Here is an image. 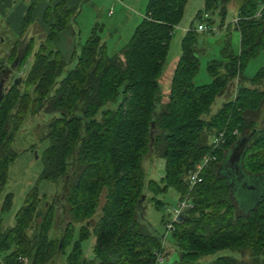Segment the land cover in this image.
Listing matches in <instances>:
<instances>
[{
	"label": "trees",
	"instance_id": "16d2710c",
	"mask_svg": "<svg viewBox=\"0 0 264 264\" xmlns=\"http://www.w3.org/2000/svg\"><path fill=\"white\" fill-rule=\"evenodd\" d=\"M186 1L147 0L140 21L112 57H106L104 45L91 34L80 46L73 67L65 70L58 52L42 54L41 45L20 84L5 89L0 100V190L16 158L10 150L14 133L27 114L42 112L49 122L37 181L63 180L53 206L63 204L55 240H49L52 205L38 211L41 199L31 189L14 214L12 227L2 230L0 221V264H19L18 258L28 264H53L67 248L64 264H154L153 254L163 252L162 237L142 219L143 204L149 195V202L159 208L155 198L167 190L175 192L178 200L187 196L192 206L180 224H173L170 250H175L177 259L170 264H264V199L239 212L233 194L236 188L240 194L264 191V121H260L264 67L247 81L241 74L264 50V0H234L237 51L224 42L223 61L206 65L211 79L206 86L192 83L198 36L192 28L184 32L162 104L157 80L171 30L179 24ZM230 1L203 0L195 15L216 11L222 20ZM68 5L69 0H55L45 11L44 17L51 16L45 43L68 28L73 14ZM15 47L18 44L7 57L11 61L18 54ZM28 49L21 47L18 67ZM235 80L232 98L210 114L211 105ZM219 134L223 144L213 151L211 142ZM239 138L245 143L236 168H223L225 155ZM147 153L162 161L157 183L146 180L141 169ZM204 157L213 161L201 172L200 183L189 189L186 178ZM9 205L6 195L0 214ZM96 209L99 217L93 222ZM34 219L39 223L29 237ZM74 226L78 228L71 241ZM89 236L92 259L85 260L80 244ZM225 251L236 253L238 260L221 256L202 261ZM163 255L165 260L168 254Z\"/></svg>",
	"mask_w": 264,
	"mask_h": 264
},
{
	"label": "rangeland",
	"instance_id": "374dc122",
	"mask_svg": "<svg viewBox=\"0 0 264 264\" xmlns=\"http://www.w3.org/2000/svg\"><path fill=\"white\" fill-rule=\"evenodd\" d=\"M55 0H0V66L9 69L14 62L9 60L8 53L12 47L18 44L17 51L20 52V46H28L22 64L11 74V81L6 86L8 89L15 78H22L28 71L33 54L42 45L44 50L42 54L48 51H57L61 60L65 63V70L73 67L79 48L93 34L98 37L101 44L104 45L106 57L118 54L122 49L132 30L140 21L147 0H69V9L73 14L67 29L58 33L56 40L45 43L46 29L51 21V16L44 17L45 11L54 4ZM236 1L231 0L225 9V16L222 20L213 11L211 13L201 12L196 17L197 11H201L203 0H187L183 8V13L179 24L172 28L168 43L165 62L161 69V74L157 80L158 94L161 103H165L168 94L170 78L174 70L179 55V42L182 37V29L196 26H207L208 30L197 32V43L195 45V57L197 59V72L192 80L195 87L206 86L211 79L206 74V65L208 62L223 61L220 51L228 41L229 48L236 53L238 47V34L234 29V20L236 15ZM27 20L23 24V17ZM205 15V18H203ZM199 17L202 19L199 20ZM20 45V46H19ZM15 50L13 51V54ZM17 57H15L16 59ZM264 67V50L258 52L256 57L250 60L244 70L242 77L247 81L254 74ZM20 84V83H19ZM246 85V83L244 84ZM236 80L228 88L222 98H217L210 107V114H214L222 103L229 101L234 94ZM28 93L31 89H27ZM260 121H264V111L261 112ZM49 117L42 112L36 114H27L22 120L17 131L14 133L10 150L15 153L16 158L8 166L6 172V181L0 190V204L6 195H10V205L7 211L0 214L1 229L6 230L12 227L14 214L23 204L25 195L33 188L36 189L39 199H41L38 211L44 209V205H52V224L48 233L49 240H55V227L58 216L61 213L62 204L53 206V201L58 199L61 194L62 182L59 180L56 184L48 182H38V176L42 170L41 156L47 147L44 139L46 135V125ZM258 126V122H256ZM235 135V133H234ZM223 144V140L222 143ZM162 161L156 159L153 153H147L143 157L141 169L146 180L158 182L162 177ZM264 191L262 189L252 190V193L242 192L239 196L242 199V209L248 210L257 201ZM243 196H246L244 198ZM264 197V195H263ZM150 196L147 195L143 204L142 219L148 225L149 229L162 237V254H168L163 263L170 264L176 261L175 250H170L172 246L170 233L165 232L164 222L172 221L171 212L177 210L179 203L178 196L172 190L158 195L155 199L161 203V206L155 209L149 202ZM99 217V210L96 209L91 221L95 222ZM163 221L161 224L160 221ZM90 221V223H91ZM39 223V219H34L31 229L27 231V236H31L33 228ZM78 226H74L71 241L76 238ZM93 238L88 237L80 244L82 257L85 260L92 259ZM68 253L65 249L63 255H59L55 263L64 264V258ZM228 256L238 260L236 253L219 252L213 256L202 259L204 263H209L217 257ZM245 256V255H244ZM164 257V255H163ZM245 262H248L247 256Z\"/></svg>",
	"mask_w": 264,
	"mask_h": 264
},
{
	"label": "built area",
	"instance_id": "2783aa9c",
	"mask_svg": "<svg viewBox=\"0 0 264 264\" xmlns=\"http://www.w3.org/2000/svg\"><path fill=\"white\" fill-rule=\"evenodd\" d=\"M201 18V17H200ZM203 18H205V15H203ZM202 19V18H201ZM200 19V20H201ZM235 22V20H234ZM208 30L207 26H203V25H197L195 31L197 32H203ZM222 143V134H219L215 139H213V141L211 142V149H216L218 147L219 144ZM214 151V150H213ZM213 161V158H209V157H204L202 158V160L199 162V164H197L193 171H191L186 180H187V185L188 188L191 189L193 186L197 185L200 183V174L203 171V169H205L206 165ZM192 209L191 203L189 202V199L187 196L183 197L181 200H179L178 206H177V210H173L171 212V218L172 221L169 222H165L164 223V230L165 232L171 233L173 230V224H175V220L176 217L178 216L179 213L181 212H186ZM161 249H162V242H161ZM163 251V250H162ZM154 257V264H162L163 263V254L162 252H155L153 254ZM17 262L19 264H28L27 261L23 258H18Z\"/></svg>",
	"mask_w": 264,
	"mask_h": 264
},
{
	"label": "water",
	"instance_id": "95a60500",
	"mask_svg": "<svg viewBox=\"0 0 264 264\" xmlns=\"http://www.w3.org/2000/svg\"><path fill=\"white\" fill-rule=\"evenodd\" d=\"M19 63H20V59H18V58L14 59V62L12 63L11 67L9 69H6V74H5L4 78L0 79V100H1L3 92L6 89L5 84H6L7 80H8L11 72L18 67ZM19 83H20V79L18 77L15 78L12 81V85H14V86L19 85ZM244 143H245L244 140L242 138H239L237 140V142L230 148V150L227 152V154L225 155V157L223 159L224 160L223 161L224 162L223 163V166H224L223 168H225L227 166H229L228 168H232V169L236 168V164L238 163V160H239V157H240V153L242 152V148H243ZM239 189H241V188H239ZM233 191H234L233 194H234V198H235L236 204L238 205L237 206V210L239 212H245V211L250 210L251 208L248 209V210H243L242 209V206H241L242 205L241 204L242 203V199L239 196L240 192H238L237 188L233 189ZM263 195H264V192L260 195V197L257 199V201L264 199ZM243 197L246 198L245 196H243ZM183 216H184V212L179 213L178 216L176 217L175 222L177 224H180L181 221H182ZM58 248H59V245H58Z\"/></svg>",
	"mask_w": 264,
	"mask_h": 264
},
{
	"label": "flooded vegetation",
	"instance_id": "af4514ba",
	"mask_svg": "<svg viewBox=\"0 0 264 264\" xmlns=\"http://www.w3.org/2000/svg\"><path fill=\"white\" fill-rule=\"evenodd\" d=\"M21 47H24V46H21ZM19 51H18V54L16 53V57L19 59ZM7 55H9V53L7 54ZM18 68V67H17ZM16 68V69H17ZM13 72V71H12ZM12 72H11V74H12ZM5 74H6V68L5 67H1L0 66V79H3L4 78V76H5ZM11 74H10V76H9V78H8V80H7V82H6V84H5V87L9 84V80L11 81L12 79H11Z\"/></svg>",
	"mask_w": 264,
	"mask_h": 264
},
{
	"label": "crops",
	"instance_id": "0c3cea01",
	"mask_svg": "<svg viewBox=\"0 0 264 264\" xmlns=\"http://www.w3.org/2000/svg\"><path fill=\"white\" fill-rule=\"evenodd\" d=\"M186 30H187V29H184V28L182 29L183 34H184V32H185ZM183 34L181 33L182 36H183Z\"/></svg>",
	"mask_w": 264,
	"mask_h": 264
}]
</instances>
